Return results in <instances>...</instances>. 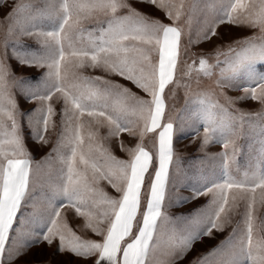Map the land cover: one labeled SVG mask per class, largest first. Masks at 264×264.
<instances>
[{
	"label": "snow or ice",
	"instance_id": "6c2138e0",
	"mask_svg": "<svg viewBox=\"0 0 264 264\" xmlns=\"http://www.w3.org/2000/svg\"><path fill=\"white\" fill-rule=\"evenodd\" d=\"M232 27L255 31L233 39ZM13 61L43 71L18 76ZM89 69L102 75H85ZM180 87L184 107L170 112L166 101ZM246 100L259 109L235 107ZM52 132L55 143L37 160L28 145H47ZM189 135L202 156L177 153ZM241 138L259 167L239 174ZM113 140L126 158L114 155ZM212 143L223 151L208 153ZM202 197L188 213H169ZM260 208L264 0H21L0 20V264H42L25 260L40 245L68 256L64 264H183L235 215L231 233L188 264H264Z\"/></svg>",
	"mask_w": 264,
	"mask_h": 264
},
{
	"label": "rangeland",
	"instance_id": "374dc122",
	"mask_svg": "<svg viewBox=\"0 0 264 264\" xmlns=\"http://www.w3.org/2000/svg\"><path fill=\"white\" fill-rule=\"evenodd\" d=\"M18 2H21V0H7L6 6L0 7V20H3L5 14L9 11V9L15 3H18ZM24 2H29V0H24ZM206 2H207V0H201V5L203 6V4ZM134 6L138 7L144 13H151L154 16H158L160 19L163 20L164 23H170V21L164 19L162 13L153 12L152 7L149 5L136 4ZM202 20H203V16H199V15L193 20V24H192L193 36H195L196 30L200 25V21H202ZM44 26L46 28L51 27V25L48 24L47 22L45 23ZM84 27L85 28H91V27H94V24L92 22H89V23H86L84 25ZM221 30L223 31L224 29H221ZM254 31H255L254 29L232 27L228 30V34H229L230 38L235 39V38H243L246 36H250L253 34ZM22 42L26 43V44H31L33 47L36 46L32 40L27 39V38H24ZM204 47H205V50H207V46H204ZM192 50L199 53L201 51V47L195 46ZM13 67H14L16 74L18 76H20V75H22V76L39 75L43 71L42 69L20 67V66L16 65L14 61H13ZM84 74L85 75H102V73L100 71L97 70V71L93 72L90 69L86 70ZM114 79L118 80L121 84H124L126 87L131 88L132 91L137 92L140 95H143V93L139 92V90L136 89L135 86L132 85L131 83L124 81V80H121L119 77H115ZM241 94L242 93L238 92V91H229L228 92V95L232 96V97H237V96H240ZM166 103L168 106V110L170 112H174L177 109L183 108L184 104H185V90H184V88H182V87L177 88L176 92H175V96L171 99H167ZM21 106L24 107L25 105L22 103ZM56 107H57V111H59L61 105L56 104ZM235 107H237L243 111H255V110L259 109V105L253 101H250V100L238 101L237 104L235 105ZM56 119L58 120L59 117H57ZM83 119L87 120L88 117L85 116ZM201 131H202V129H201ZM100 133H101V135H106L107 129L101 128ZM121 138L123 139L124 143L129 145V146H132L135 143V140L133 138L129 137L127 135V133H122ZM48 139H49V143L47 145L40 147L39 149H37L31 143L28 145V147L32 150L33 155L35 156V158L37 160H39L42 156H44L45 154H47L51 150V148H52V146L56 140V133L52 132V133L48 134ZM190 141H192L191 135H189L187 138H184L182 136L180 138V141H178L176 143V146H175L177 153L183 157L202 156L203 153L198 151L199 145H200V140L196 139V141L194 143H190ZM237 143L240 145L242 151L237 153V158L233 162V171L236 172V170L239 169V174H242L245 170H247L249 168V166L251 164H255L256 167H259V160H258V158L254 159L256 154L252 151V149L250 147V145H251L250 139L241 138L240 140H238ZM117 145H118L117 141L113 140L111 142V148H112L114 155H116L119 158H126L125 153L120 151V149ZM149 147H150V145H149ZM206 151L210 154H217V153H220L221 151H223V149H222L220 144L212 143L207 147ZM186 162L191 163L192 161H186ZM101 187H103L104 190L107 191L110 195H113V196L116 195L114 190L110 186H108L105 182H101ZM182 194L187 195L186 192H184ZM207 199H208L207 197H202L199 201H197L195 203H188V204H185L179 208H175V207L170 208L169 213L170 214L188 213L189 211L198 207L199 205L204 204L207 201ZM242 207H243V205H241V208ZM28 210L30 211L31 209L29 208ZM66 215L69 217V219H71L72 216L74 215V210L68 209L66 212ZM261 218H264V208H260L259 212L257 213V223H259V220ZM239 220H240L239 215L233 216L231 223L225 227L224 231L218 232L215 234V239L205 238V239H203V242L196 243L193 250L189 253L187 259L183 262V264H188V262L193 257L197 256L199 253H202V252L209 250L211 247L218 244L221 240L225 239L229 235V233H231L233 227H235L237 221H239ZM79 223H82V220L73 221V227H76L77 224H79ZM87 235L90 238H96V237L92 236V234L90 232L87 233ZM68 259H69L68 256L54 254V249L50 248L46 245H40L39 247L34 248L32 253L28 257H25V260L39 261V262H42V264H64V262L67 261ZM21 264H23V262H21Z\"/></svg>",
	"mask_w": 264,
	"mask_h": 264
}]
</instances>
